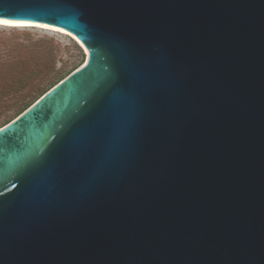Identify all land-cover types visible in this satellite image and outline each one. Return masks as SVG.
I'll list each match as a JSON object with an SVG mask.
<instances>
[{
    "label": "water",
    "instance_id": "1",
    "mask_svg": "<svg viewBox=\"0 0 264 264\" xmlns=\"http://www.w3.org/2000/svg\"><path fill=\"white\" fill-rule=\"evenodd\" d=\"M84 65L0 132V264H264V0H0Z\"/></svg>",
    "mask_w": 264,
    "mask_h": 264
},
{
    "label": "rangeland",
    "instance_id": "2",
    "mask_svg": "<svg viewBox=\"0 0 264 264\" xmlns=\"http://www.w3.org/2000/svg\"><path fill=\"white\" fill-rule=\"evenodd\" d=\"M82 61L80 47L56 31L0 25V127Z\"/></svg>",
    "mask_w": 264,
    "mask_h": 264
},
{
    "label": "bare ground",
    "instance_id": "3",
    "mask_svg": "<svg viewBox=\"0 0 264 264\" xmlns=\"http://www.w3.org/2000/svg\"><path fill=\"white\" fill-rule=\"evenodd\" d=\"M21 24H24V25H30V26H25V27H16V28H26V27H35L34 25H42V24H34V23H21ZM0 25H3V24H0ZM47 26V25H46ZM12 28V27H10ZM15 28V27H13ZM41 28V27H39ZM46 29H59V28H55V27H52V26H47V27H44ZM56 32H60L62 33V35H65L67 37H69L72 41H74L81 49V51L83 52V61H82V64L84 65L85 61H86V57L88 56V50L87 48L81 43V41L74 35L72 34L71 32L69 31H66L64 29H59V31H56Z\"/></svg>",
    "mask_w": 264,
    "mask_h": 264
},
{
    "label": "snow or ice",
    "instance_id": "4",
    "mask_svg": "<svg viewBox=\"0 0 264 264\" xmlns=\"http://www.w3.org/2000/svg\"><path fill=\"white\" fill-rule=\"evenodd\" d=\"M0 24H3L6 27H25V26H30V25H24L18 22H14V21H10V20H6V19H0ZM35 27H47L46 25H34ZM53 31H59V29H52ZM4 129L0 128V132H3Z\"/></svg>",
    "mask_w": 264,
    "mask_h": 264
},
{
    "label": "trees",
    "instance_id": "5",
    "mask_svg": "<svg viewBox=\"0 0 264 264\" xmlns=\"http://www.w3.org/2000/svg\"><path fill=\"white\" fill-rule=\"evenodd\" d=\"M52 86H54V85H52ZM52 86H51V87H52ZM32 103H33V102H32ZM32 103H31V104H32ZM31 104H29L28 106H25L21 112H23L25 109H27ZM21 112H19L18 115H19ZM12 120H13V119H12ZM9 122H10V121H9ZM7 123H8V122H7ZM7 123H6V124H7Z\"/></svg>",
    "mask_w": 264,
    "mask_h": 264
}]
</instances>
